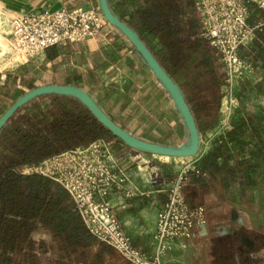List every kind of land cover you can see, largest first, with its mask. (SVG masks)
Returning <instances> with one entry per match:
<instances>
[{
  "label": "trees",
  "instance_id": "1",
  "mask_svg": "<svg viewBox=\"0 0 264 264\" xmlns=\"http://www.w3.org/2000/svg\"><path fill=\"white\" fill-rule=\"evenodd\" d=\"M109 3L179 87L198 130L199 123L209 128L217 119L224 82L216 51L200 36L195 0ZM250 9L255 14L248 17L249 25L260 26L249 49L253 61L264 66V12L252 3ZM54 48L47 49L48 59L58 55L50 51ZM32 67L25 64L7 70L4 81L0 74V115L24 93L22 88L40 86ZM78 80L74 76L63 85L79 87L97 100ZM179 125L183 129L181 118ZM111 138L115 137L71 96L38 97L11 117L0 131V264H132L86 229L69 194L59 184L37 173H22L23 167L63 151ZM216 154L223 161L217 163ZM227 155L228 150L222 147L206 155L199 164L206 175L200 178L240 176L250 186L251 166L243 160L229 162Z\"/></svg>",
  "mask_w": 264,
  "mask_h": 264
},
{
  "label": "built area",
  "instance_id": "2",
  "mask_svg": "<svg viewBox=\"0 0 264 264\" xmlns=\"http://www.w3.org/2000/svg\"><path fill=\"white\" fill-rule=\"evenodd\" d=\"M251 3L264 12V0H195L200 36L216 51L226 76L220 109L223 118L214 133L216 148L239 150L238 160L251 166L248 175L259 165L264 167V120L251 115L253 110L262 109L253 101L264 98V76L257 72L258 65L249 49L254 31L260 26L248 23ZM8 24L11 48L28 57L55 45L94 38L106 21L96 3L12 14ZM234 110L245 115L236 123L231 120ZM200 147L201 139L192 160L173 180L164 182L166 198L156 215L151 251L133 245L107 197L116 194L127 198L133 194L124 188L131 183L129 166H135L137 171L144 168L149 181H163L159 170L151 171L155 155L129 148L115 155L103 140H97L25 166L22 173H37L59 184L69 194L86 229L132 264H172L161 259L169 249V240L191 238L205 220L204 208L189 205L182 194L191 176L206 175L199 164L207 154ZM227 158L230 162L234 157L228 152ZM215 160L220 163L223 158L216 154Z\"/></svg>",
  "mask_w": 264,
  "mask_h": 264
},
{
  "label": "crops",
  "instance_id": "3",
  "mask_svg": "<svg viewBox=\"0 0 264 264\" xmlns=\"http://www.w3.org/2000/svg\"><path fill=\"white\" fill-rule=\"evenodd\" d=\"M96 3L97 0H0V30L7 29L5 35L9 39L8 21L12 14H22L36 9L87 7ZM52 47L55 48L50 51L54 50L58 54L55 58H47V49L49 51L51 47L39 52V62L28 59L31 56L27 57L21 53L26 61L15 69L7 70H17L25 64H32L31 69L36 73L39 85L55 83L63 85L65 81L77 76L80 85L90 89L97 99H94L96 103L98 101L102 110L115 123L142 139L159 140L164 143L172 131L180 132L178 119L173 121L175 128H168L165 135L163 132L155 131L156 127L165 121L166 115L173 113V103L127 39L115 28L106 23L94 38ZM261 64L257 72L262 73L263 77L264 66L263 63ZM7 70L0 72L2 81L6 79L4 73ZM22 89L26 90V88ZM238 90L239 86L236 84L235 91ZM263 99L253 101L254 105L260 104L262 109L261 112H253V110L251 115L260 116L264 120V106L261 104ZM243 116L245 115L242 112L234 110L231 120L236 123ZM262 140L264 142V134ZM112 151L115 155H120L126 153L128 149H122L121 145L117 144L113 145ZM233 157V160H238L236 155ZM160 158L162 157L158 156L156 159L155 155L153 159L155 167L151 171L159 170L163 181H149L144 168L137 171L135 166H129L131 183H127L124 188L130 189L133 194L127 198L116 194L107 197L123 230L131 237L133 245L147 251L152 250L156 215L166 198L163 190L164 182L173 180L185 164L181 161ZM248 176L250 186H246L243 177H229L233 182L229 183L231 185L228 188H223L218 197L222 201V206L227 204L233 207L237 214L244 218L253 233L264 235L255 226L254 219V216L264 213V167L259 165ZM221 181L220 178L213 179L209 176L206 180L191 176L182 193L191 205H201L205 195H217L215 189ZM232 185H238L241 189L238 202L225 197V193L234 192ZM220 208L212 209L210 212H218ZM203 235L204 228L199 225L194 229L191 238L170 239L169 249L161 259L172 264H208L209 249L205 246ZM259 264H264V254Z\"/></svg>",
  "mask_w": 264,
  "mask_h": 264
},
{
  "label": "water",
  "instance_id": "4",
  "mask_svg": "<svg viewBox=\"0 0 264 264\" xmlns=\"http://www.w3.org/2000/svg\"><path fill=\"white\" fill-rule=\"evenodd\" d=\"M97 6L99 7L106 23L119 31L127 39L134 51L148 67L153 77L171 99L174 108L177 110L178 115L182 120L183 130L188 138L187 145L183 148H177L134 136L117 125L85 90L76 86L58 84L40 85L25 90L24 93L0 115V131L19 109L32 100L51 94L65 95L77 99L85 106L98 123L109 131L112 136L124 143L129 149L146 154L173 158H191L195 156L199 150L201 138L194 115L181 90L162 68L138 35L124 21L114 14L109 0H97ZM244 240L245 239H242L243 243L245 242Z\"/></svg>",
  "mask_w": 264,
  "mask_h": 264
},
{
  "label": "rangeland",
  "instance_id": "5",
  "mask_svg": "<svg viewBox=\"0 0 264 264\" xmlns=\"http://www.w3.org/2000/svg\"><path fill=\"white\" fill-rule=\"evenodd\" d=\"M252 4H254L257 7V5L255 3H252ZM250 13H252V15H250ZM254 14H255V10L250 9L249 19H251V16L253 17ZM6 32H7V29L1 28V30H0V72H4L7 69H15L21 63L26 61L20 52H16L14 49L11 48L10 41H9L8 37H6V35H5ZM28 59H34V60H37L39 62V53L33 54ZM218 64H219L218 71H219V74L222 76L223 82H224V79L226 76H225V72H224V69H223V66H222V63L220 62V60L218 61ZM26 90H28V89H26ZM224 90H225V88L223 85L220 89L221 99L219 102V109H218V113H217L218 118L216 120H214L213 123L207 129L203 128L202 123H199V129H200L199 134H200V138H201L200 151L202 153L207 154V155L209 153L216 152V144L217 143L215 142L216 140L214 139L215 138L214 133L217 130L219 123L223 118V114H220V109H221L222 98L225 94ZM261 104H263V106H264V99L261 101ZM173 109H174L173 113L171 112L169 115H166L165 121H163L162 124H159L156 127L155 131H158L159 133L163 132V134L165 135L168 131V128H173V129L175 128L173 121L174 120L176 121L177 119H178V121H180V116L178 115L177 110L175 108H173ZM103 141L112 150H113V145H117V144L121 145L122 149H128V147L124 143H122L120 140H118L117 138H111L109 140H103ZM187 143H188L187 135H186L185 131L183 129H181L180 132L179 131H175V132L172 131L170 133V135L167 136V140H165V142L163 144L164 145H170V146L177 147V148H183L187 145ZM228 152L232 156L238 155V153H240L239 150L237 151V149H233L231 147H230ZM157 158H158V156H156V159ZM160 159H162V160L168 159L170 161H179V162L181 161L184 163H188L192 160V158H173V157H170V158H163L162 157ZM230 182L232 183L233 179L225 177L221 181V184H219L217 186V188L215 189L217 191V195L216 194H214L212 196L211 195H205L204 202H203V204H201V206H203L204 210H206V211H209L212 209L217 210L218 208H220L222 206L221 205L222 201L219 199L218 194L221 195L223 188H228L229 185H231V184H229ZM233 191L234 192H230L229 194L225 193V197H227L229 200H231L233 202H238L239 201L238 195H239V192L241 191V189L238 185H235V186H233ZM183 196H184V194H183ZM187 203L189 205H191L189 202H187ZM191 206H194V205H191ZM205 217H206V214H205ZM254 219L256 221L255 226L261 231V233H264V213L254 216ZM257 249H258V247H257ZM257 249H255L253 251V254H255Z\"/></svg>",
  "mask_w": 264,
  "mask_h": 264
},
{
  "label": "flooded vegetation",
  "instance_id": "6",
  "mask_svg": "<svg viewBox=\"0 0 264 264\" xmlns=\"http://www.w3.org/2000/svg\"><path fill=\"white\" fill-rule=\"evenodd\" d=\"M204 211L202 226L205 246L209 249L208 264H259L264 254V235L253 233L244 218L227 204L218 212Z\"/></svg>",
  "mask_w": 264,
  "mask_h": 264
},
{
  "label": "bare ground",
  "instance_id": "7",
  "mask_svg": "<svg viewBox=\"0 0 264 264\" xmlns=\"http://www.w3.org/2000/svg\"><path fill=\"white\" fill-rule=\"evenodd\" d=\"M160 157H166V156H160Z\"/></svg>",
  "mask_w": 264,
  "mask_h": 264
}]
</instances>
